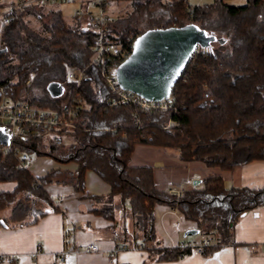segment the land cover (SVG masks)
Listing matches in <instances>:
<instances>
[{
    "label": "trees",
    "instance_id": "16d2710c",
    "mask_svg": "<svg viewBox=\"0 0 264 264\" xmlns=\"http://www.w3.org/2000/svg\"><path fill=\"white\" fill-rule=\"evenodd\" d=\"M108 1L130 3L127 17L114 18L109 28L124 48L147 30L185 24L200 27L215 40L195 52L172 88L182 109L143 113L134 105L110 107L113 95L101 71L111 62L99 67L90 64L94 34L81 29L77 17L75 25L69 26L59 10L44 12L42 3L14 8L9 14L12 21L0 26L2 95L51 109L64 107L66 98L69 102L79 99L84 108L77 113L71 132H62L53 140L18 139L12 151L0 153V183L14 184L12 191L0 193V227L31 226L49 213H58L45 188L57 185L101 203L93 212L104 220L114 222L115 211L125 220L129 214L136 235L129 241L126 235L133 233L123 230V240L158 261L178 260L188 253L176 247L161 248L155 241L153 211L157 205L177 210L200 233L215 229L225 245L240 216L264 206V187L226 188L218 175L205 178L201 189L185 190L177 197L157 189L151 167L129 163L138 145L175 148L182 162L195 161L223 171L264 161V0H247L239 7L226 0L197 7L186 0ZM28 16L37 19L43 35L30 29L25 21ZM217 42L219 46L213 48ZM74 68L84 73L78 87L66 82L67 72ZM51 83L60 84L66 95L59 100L53 97L48 91ZM169 121L174 125L165 127ZM18 152H34L59 166L73 165L74 170L50 169L35 176L29 169H18ZM88 171L110 186L105 198L86 195ZM113 197L120 200L119 205H113ZM149 243L154 246L147 248Z\"/></svg>",
    "mask_w": 264,
    "mask_h": 264
},
{
    "label": "crops",
    "instance_id": "0c3cea01",
    "mask_svg": "<svg viewBox=\"0 0 264 264\" xmlns=\"http://www.w3.org/2000/svg\"><path fill=\"white\" fill-rule=\"evenodd\" d=\"M160 1L169 3L171 0ZM186 1L189 6L197 7L198 5H210L215 0ZM108 4L107 9H111ZM6 7L0 3V12H4ZM83 7L85 9L86 4ZM51 8L54 9L55 5ZM76 17L74 16L71 22L75 23L77 19L80 21V19L87 20L89 18V23L85 22L80 28L91 30L93 16L85 15L77 19ZM62 93L65 96L66 90L64 89ZM137 147L154 146L138 145ZM158 149L160 150L158 156H160L161 163L155 166L149 162L147 166L152 168L154 185L161 191L170 188H177L176 190L179 191L192 188L201 189L205 178L218 175L226 188L248 187L258 190L264 187L263 160L236 166L231 171H223L195 161L182 162L177 149L174 154L176 160L171 162L169 158L173 156L166 150L169 148L160 147ZM57 168L74 170L73 165L59 166L57 163H51L48 158L39 156L37 161L33 160L29 172L35 176H43L48 170ZM175 169H179L180 174L172 179V172ZM85 187L87 196L105 198L111 191L110 186L103 183L91 171L86 172ZM13 188V183H0V193L10 192ZM45 188L59 212L49 213L35 225L22 226L21 228L0 227V258H10L7 262L0 261V264H264V206L240 216L232 232V244L221 246L219 250L208 251L205 256L192 253L185 254L178 260L161 262L154 256H149L147 251L141 249L140 246L123 240V236H125V233L122 234L123 230L126 233L134 231L129 214L125 220L122 219L119 211H115L114 222L104 220L93 212L94 209L102 205L101 203H94L92 199L82 197L81 193H75L68 186L48 185ZM111 200L113 205H119L120 200L117 197H113ZM153 213H155V241L161 248H174L179 243L198 240L202 235L198 231L195 234L196 237L186 236L187 231L197 230V226L194 222L185 220L177 210L165 205H157L154 207ZM126 223L127 225H125ZM112 225L114 229H111ZM135 235L133 233L126 237L130 241ZM92 244L97 246L98 250L88 251V246ZM116 246H120L122 249L115 256L116 260L111 262L109 254ZM57 255L64 256V262L55 261L54 257Z\"/></svg>",
    "mask_w": 264,
    "mask_h": 264
},
{
    "label": "built area",
    "instance_id": "2783aa9c",
    "mask_svg": "<svg viewBox=\"0 0 264 264\" xmlns=\"http://www.w3.org/2000/svg\"><path fill=\"white\" fill-rule=\"evenodd\" d=\"M28 0H17L8 6L9 9H5L4 12H0V25L9 24L12 18L9 14L12 13L14 8L19 5L26 6ZM44 3H56L61 1L70 0H43ZM108 0H97L95 6L97 8V15H94L91 20V30L94 34L93 40L91 42L92 54L90 56V64L93 66H101L109 60L111 66L103 68L102 76L106 86L108 87L110 93L113 97L109 100L110 107L115 108L116 106H130L134 105L139 111L145 112H177L182 109L181 106L177 104V101L171 93L166 99L160 100L159 102L142 100L136 94L131 91L122 90L116 82V68L124 62L134 46V40L130 42L127 48L117 43V40L111 36L110 24L112 18L106 13ZM78 15V13H75ZM113 39V40H112ZM112 63H115L113 67ZM119 64V65H118ZM84 79V73L79 69H72L67 72L66 82L74 84L76 87ZM31 82L28 80L26 85L28 86ZM4 90H0V131L6 133L9 136V143L1 145L0 153L2 156L10 151H12V144L15 140H21L26 142L32 139H55L61 136L62 132H71L74 128L77 113L83 107V103L79 99H73L68 101L66 98L65 106L59 109H51L49 107H37L27 100H16L13 101L2 95ZM133 119L137 124V116L133 115ZM120 124L114 125L117 127ZM174 125L172 122H167L165 127H170ZM16 161L18 169H29L33 160H31L30 155L25 152H18L16 155ZM168 194L175 195L177 197L182 196V191L174 190L170 188L167 190ZM231 237L229 242L225 246L232 244ZM216 246H224L219 239L217 231L212 229L206 234L200 236L198 240H192L190 242L179 243L176 246L177 249L181 251H186L188 254H197L199 256H205L206 250ZM122 247L116 246L111 250L109 257L110 261L114 262L116 260V255L120 252ZM88 251L98 250L97 246L94 244L89 245ZM65 257L62 255H57L54 257L55 261L64 262ZM10 258H0V261L7 262Z\"/></svg>",
    "mask_w": 264,
    "mask_h": 264
},
{
    "label": "water",
    "instance_id": "95a60500",
    "mask_svg": "<svg viewBox=\"0 0 264 264\" xmlns=\"http://www.w3.org/2000/svg\"><path fill=\"white\" fill-rule=\"evenodd\" d=\"M212 42L213 38L194 24L147 30L135 38L128 58L116 68L117 85L142 100L166 99L195 52ZM48 91L53 97H59L62 88L51 83ZM8 143L9 136L0 131V144ZM197 233L198 230L191 229L185 235Z\"/></svg>",
    "mask_w": 264,
    "mask_h": 264
},
{
    "label": "rangeland",
    "instance_id": "374dc122",
    "mask_svg": "<svg viewBox=\"0 0 264 264\" xmlns=\"http://www.w3.org/2000/svg\"><path fill=\"white\" fill-rule=\"evenodd\" d=\"M14 1L17 0H0V3H2L3 6H7L8 3H13ZM97 0H70V1H61V2H56V3H49L46 2L44 3L43 0H28L27 1V7L29 6H33L35 4H39L42 3L44 4V12H47L48 10H54V9H59L61 11L62 17L64 18V20L66 21L67 24H69V26L71 25H75L74 22H71L72 19L74 18V16H77V18H81V16H93L97 15V8L95 6ZM247 0H226V3L231 5V6H235V7H239L241 5H244L246 3ZM53 4V5H51ZM84 4H86V8L84 9ZM55 8L52 9L51 6H54ZM23 5H19L16 7V10L18 9H22ZM108 7H111L107 9L106 13L109 14L111 16V18H118V19H124L127 17V14L130 12L131 7H130V3H118L115 1H110L108 4ZM6 9H9L8 6L6 7ZM110 10V11H109ZM5 11V10H4ZM78 13V15H76L75 13ZM26 18V23L27 25L30 27V29H32L34 32H37L39 34H42L44 32H42L41 29V25L39 24V22L37 21V19L33 18L32 16H28L25 17ZM80 26L86 23H89V18L86 20H82L80 19ZM83 22V23H82ZM2 26V25H0ZM215 40V39H214ZM218 42L214 43L213 48L217 47ZM64 95L63 93H61L59 95V97L57 98V100L63 98ZM168 150V152H170V154L173 157L169 158V161L173 162L176 160L174 154L175 152H177L176 149H166ZM158 151H160L158 149V147L154 148V147H137L136 150L134 151V153L132 154V160L130 161L129 165L130 166H135V165H144L147 166L148 163L150 162L151 164H154L155 166H157L159 163H161L160 161V156H158ZM39 156H37L36 153L32 152V154L30 155L31 160H35L37 161ZM177 157V156H176ZM50 160V159H49ZM170 162V164H171ZM51 163H55L53 160H51ZM182 172V171H181ZM180 174V170L179 169H175L174 172H172V179H175L176 177H178ZM162 181V180H161ZM177 189V188H176ZM174 189V190H176ZM127 225V223L125 224ZM197 235H192V237H196ZM192 237H186V238H192ZM151 246H154V244L149 243L147 245V248H151Z\"/></svg>",
    "mask_w": 264,
    "mask_h": 264
}]
</instances>
